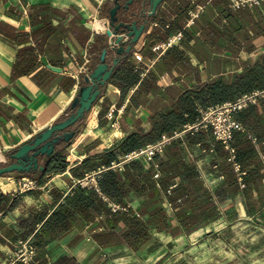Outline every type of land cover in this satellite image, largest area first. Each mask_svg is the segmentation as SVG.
Wrapping results in <instances>:
<instances>
[{
  "label": "crops",
  "instance_id": "obj_1",
  "mask_svg": "<svg viewBox=\"0 0 264 264\" xmlns=\"http://www.w3.org/2000/svg\"><path fill=\"white\" fill-rule=\"evenodd\" d=\"M112 5V0H0V152L7 153L29 141L71 112L82 74L98 62L101 49L108 45L105 29ZM118 13L123 18L125 13ZM138 23H142L141 18ZM262 55L264 3L238 6L231 0H162L129 53L123 52L113 66L73 138L57 144L50 156H39L43 170L32 175L15 172L16 176L10 177L13 180L6 181V189L0 187L9 200L7 211L0 212V253L6 246L1 234L6 214L18 218L21 210L31 212L33 236L82 177L105 167L101 163L105 151L121 158L119 143L137 129L148 131L154 113L178 112L179 96L185 91L219 75L241 72L245 63ZM113 56L108 54L111 64ZM192 107L201 108L195 101ZM258 107V119L240 123L241 128L232 134L233 162L239 170L228 160L230 152L211 128L172 140L151 162L139 159L151 170L157 187L161 189L167 182L158 206L165 212L166 223L176 226L175 237L185 222H194L186 227L189 234L234 223L256 227L264 223V105ZM198 116L188 120L184 112L187 120L181 128ZM177 142L183 146L179 158L194 166L193 177L181 176L184 165H177V156L167 151ZM59 161L66 162L62 170L55 168ZM57 177L60 182L53 183ZM27 179L34 180L36 187L24 190ZM18 188L21 195L14 194ZM197 192L204 193L202 198H195ZM141 200L137 197L124 207L111 202L109 206L124 212L130 207L131 216L142 219L140 215H145L142 220L147 221L151 211L139 213ZM133 204L139 205L136 215ZM183 213L185 220L181 219ZM92 223L100 229L103 215L88 224ZM73 230L53 238L45 248L54 251L52 246L66 240L76 247L59 249L58 255L79 256L78 249L89 236ZM150 233L153 239L160 231L152 226Z\"/></svg>",
  "mask_w": 264,
  "mask_h": 264
},
{
  "label": "trees",
  "instance_id": "obj_2",
  "mask_svg": "<svg viewBox=\"0 0 264 264\" xmlns=\"http://www.w3.org/2000/svg\"><path fill=\"white\" fill-rule=\"evenodd\" d=\"M256 89H264V55L252 62L245 63L241 72L219 75L216 78L198 83L188 92L185 91L179 96L180 110L178 112L154 113L148 131L137 129L119 143L118 147L123 152L121 158L111 150L102 154L101 163L105 167L89 172L101 170L96 177L97 187L83 186L78 182L76 189L65 197L64 201L56 207L34 233L32 236L34 246L38 250H43L53 238L69 232L76 226L93 222L102 215L104 217V230L94 234V239L99 245L126 244L133 249H139L145 245L151 237L152 226L158 231L166 226L165 212L158 205L163 194H166L162 188L167 182L165 181L160 189L157 187V181L152 177L150 169H146L143 163L136 158L124 161L125 155L148 144V142L156 141L162 133H172L174 130L180 129L182 123L187 119H194L200 112L199 109L195 110L194 108L193 110V101L199 104L201 108H205L234 100L240 95ZM259 105H264L263 98H258L256 102L237 111L233 116L241 124L251 120L256 121L260 116ZM184 112L188 114L187 119L184 117ZM167 151L169 155L177 156V165H184L181 167V176L185 178L194 176L193 164L191 162L185 163L183 158H179L183 152V146L180 142L172 143ZM88 162L90 163V161L85 163ZM113 162L114 164L119 163V165L113 166ZM65 166L66 162L59 161L55 168L62 170ZM23 174L32 175V173ZM167 174H170V171H167ZM179 193L177 189V194ZM194 195L195 198H202L204 193L197 192ZM137 197L142 199L140 214L155 209V211H151V217L147 221L137 216H131V213L129 214L132 212L130 207H128V212H124L121 210L113 211L109 206L111 202L124 207L129 201ZM167 198L172 202V195H167ZM8 201V196L0 192V212L7 211ZM183 216L184 213L181 215V219L185 220L186 217L183 218ZM119 218L124 223L120 233L114 230V223ZM193 224L194 222H185L183 226L190 227Z\"/></svg>",
  "mask_w": 264,
  "mask_h": 264
},
{
  "label": "rangeland",
  "instance_id": "obj_3",
  "mask_svg": "<svg viewBox=\"0 0 264 264\" xmlns=\"http://www.w3.org/2000/svg\"><path fill=\"white\" fill-rule=\"evenodd\" d=\"M3 153L0 152L1 164L9 163L10 159L3 156ZM90 164L88 163L87 166ZM12 176H16L15 173L0 175L2 189H6V181L13 180L10 178ZM59 180L60 178L57 177L53 183H59ZM19 191V188L16 189L14 194H20ZM21 199L18 196L17 200L21 201ZM133 209L136 215L139 205L133 204ZM150 211L153 212L155 209ZM19 213L18 218L12 213L4 217L1 234L6 238V246H3V254L0 253V264H264V223L257 227L252 224L234 223L202 234L199 232L189 234L187 233L189 229L185 227L176 237L174 236L177 232L176 226L166 223L160 233L148 240V245L145 244L139 249H133L126 244L99 247L93 236L102 231L104 225L99 224L100 229L93 223L86 226L79 225L74 227L73 231L88 235L89 240L85 239L86 242L78 249L79 256L71 259L64 256L66 252L58 255L59 249L73 250L76 247L73 244L69 245L70 241L63 240L62 244L52 246L56 249L54 251L48 250L47 247L38 250L31 236L34 227L33 214L26 209ZM140 217L145 219L147 216L140 215ZM114 225V230L118 233L124 227L121 218ZM29 244L36 248V254L33 260L27 263L23 259Z\"/></svg>",
  "mask_w": 264,
  "mask_h": 264
},
{
  "label": "water",
  "instance_id": "obj_4",
  "mask_svg": "<svg viewBox=\"0 0 264 264\" xmlns=\"http://www.w3.org/2000/svg\"><path fill=\"white\" fill-rule=\"evenodd\" d=\"M161 1L112 0L113 5L108 10V22L105 29L108 45L101 49L98 62L92 65L85 74H82V84L70 104L71 112L63 119L36 133L29 141L3 153L2 155L8 157L10 162L1 164L0 161V175L43 170L44 166L39 163V156H50L57 144L69 142L73 138L79 122L85 117L86 112L89 111L100 94L101 87L109 79L113 66L119 62L123 52L129 53L132 43L138 39L148 18L154 15ZM147 7L148 10H146ZM120 10L125 13L123 18H119ZM140 18L142 23L139 24ZM126 43L128 45L124 47ZM109 53L115 54L112 64L108 57Z\"/></svg>",
  "mask_w": 264,
  "mask_h": 264
},
{
  "label": "built area",
  "instance_id": "obj_5",
  "mask_svg": "<svg viewBox=\"0 0 264 264\" xmlns=\"http://www.w3.org/2000/svg\"><path fill=\"white\" fill-rule=\"evenodd\" d=\"M234 5L246 6L257 5L264 3V0H231ZM264 97V89H256L248 93H244L234 100L225 101L215 105H210L205 108L199 109V116L196 121L187 123L180 129L174 130L172 133L162 134L160 138L152 143H148L137 150H134L127 155L125 159H142L146 162H151L156 154L162 153L164 148L174 139L183 136L186 133H194L202 128H211L214 137L221 141L222 144L230 152L228 160L233 162L234 147L231 145L232 134L235 129L241 128L240 123L234 118V113L245 108L251 103L257 101L258 98ZM234 163V162H233ZM155 167L157 165L155 164ZM214 167H217L214 165ZM236 170H239V165L234 163ZM101 170L87 174L83 179L78 182L83 186L94 187L96 185V177L100 174ZM158 174H155L157 177ZM222 177V175H219ZM37 183L32 179L23 181V189H32L36 187ZM36 248L29 244L27 254L24 259L27 263L33 260Z\"/></svg>",
  "mask_w": 264,
  "mask_h": 264
},
{
  "label": "bare ground",
  "instance_id": "obj_6",
  "mask_svg": "<svg viewBox=\"0 0 264 264\" xmlns=\"http://www.w3.org/2000/svg\"><path fill=\"white\" fill-rule=\"evenodd\" d=\"M2 156L0 155V158H1Z\"/></svg>",
  "mask_w": 264,
  "mask_h": 264
}]
</instances>
